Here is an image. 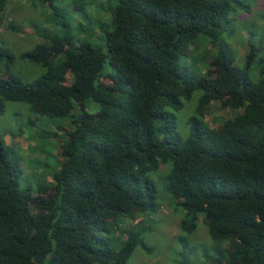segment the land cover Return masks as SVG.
Wrapping results in <instances>:
<instances>
[{
	"label": "trees",
	"instance_id": "1",
	"mask_svg": "<svg viewBox=\"0 0 264 264\" xmlns=\"http://www.w3.org/2000/svg\"><path fill=\"white\" fill-rule=\"evenodd\" d=\"M10 1L0 0V13ZM72 3L86 24L43 33L21 54L43 70L32 82L11 73L16 57L0 48V117L14 102L74 126L52 180L37 186L22 181L21 159L0 132V264H128L147 247L122 220L157 211L152 175L169 163L181 230L193 233L205 215L217 252L208 264H264V57L254 80V52L240 68L223 40L242 0H87L88 12L86 0ZM191 57L204 70L182 64ZM107 61L114 73L105 75ZM197 92L184 138L169 111ZM216 103L242 113L210 127L204 118Z\"/></svg>",
	"mask_w": 264,
	"mask_h": 264
},
{
	"label": "rangeland",
	"instance_id": "2",
	"mask_svg": "<svg viewBox=\"0 0 264 264\" xmlns=\"http://www.w3.org/2000/svg\"><path fill=\"white\" fill-rule=\"evenodd\" d=\"M72 1L53 0L45 3L42 0H11L8 3L6 10L0 13V48L9 50L16 57L10 65L12 74L28 83L38 78L43 70L21 59V54L43 43V33L63 34L68 28L76 30L81 24H86L87 18L82 16L84 11H76ZM104 2L106 0H102ZM241 5L245 8L240 7L232 12L228 24H225L223 40L240 68L246 66L247 58L254 52L249 75L257 80L264 57V0H242ZM85 6L88 12V3ZM89 10L95 12L92 7ZM66 23L70 26L67 27ZM96 41L91 42L97 44ZM204 48L202 46L195 56L202 57ZM8 60L5 57V61ZM182 64L195 72H200L202 68V65L194 66L193 57L183 59ZM2 65L5 67L6 63ZM112 73L114 70L107 61L104 74ZM200 96L201 92H197L182 110L169 111L173 132L184 138L190 136L189 122L195 115L192 106L198 104ZM7 105L6 113L0 117V132L10 147V155L21 159L22 181L34 186L51 181L58 169L60 143L67 139L68 131L74 128L71 120L49 119L20 103L10 102ZM99 109L95 102H91L87 108L91 114H96ZM241 113L242 109H223L216 103L209 107L204 119L210 127H216ZM47 133L51 134L50 137L43 138ZM171 168L172 164L169 163L152 175L157 186V211L146 214L136 222L129 218L122 220V227H129L137 233L147 247L139 245L128 264H208L217 257L215 243L203 221V213L197 215V228L193 233L181 230L180 222L186 213L168 191L164 179ZM223 247L227 248L226 242Z\"/></svg>",
	"mask_w": 264,
	"mask_h": 264
}]
</instances>
